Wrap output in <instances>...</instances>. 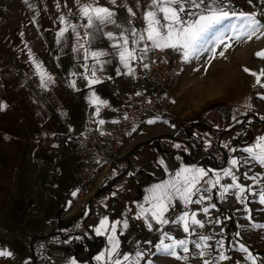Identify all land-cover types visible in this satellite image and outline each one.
<instances>
[{"label": "crops", "instance_id": "0c3cea01", "mask_svg": "<svg viewBox=\"0 0 264 264\" xmlns=\"http://www.w3.org/2000/svg\"><path fill=\"white\" fill-rule=\"evenodd\" d=\"M83 2L85 0H81ZM147 2L143 5L140 0L139 11L146 9ZM100 3L110 6L107 0H100ZM127 3L133 11H138L134 6L136 0H127ZM206 3L212 4V0H206ZM262 5L263 0H224V6L236 13L258 15ZM202 10L203 6L193 9L196 15L186 18L195 19ZM139 11L137 19H131L129 24L126 10L117 8L118 23L143 31L146 24L141 21ZM61 14L69 24L79 26L85 23L77 14L76 0H28L27 3L25 0H0V104L6 105L0 111V249L12 253L11 257H0V264H32L30 245L36 236L60 233L67 237V244L74 234H85V216L90 210L94 213L91 229L94 241L98 242L97 253L88 261H80L65 253L62 247L44 248L42 242H36V264H69L71 260L77 264H106L111 250L110 235H115L119 241L120 254L133 255L142 248L159 243L161 228L165 232L173 226L171 220L184 213L191 222L192 215L195 214L196 218L201 206L211 201L213 193H219L218 190L228 184L229 176H225L224 171L233 167L230 161L236 159L234 153L239 143H256L257 138L264 136V129L257 124L250 128L245 124L224 134L221 140L226 157L216 154V159L224 166L212 169L206 163L186 161L179 151L180 144L163 136L175 135L180 130L179 122L184 119L163 117L160 114L164 112L147 115L135 122L130 132L124 135L120 158L100 174L92 193L89 196L73 195L76 163L69 153L68 141L89 128L105 131L117 127L118 112L133 95L144 90L136 84L132 72L129 74V69L119 62L115 50L109 47L111 42L99 35L91 42V48L108 51L110 55L103 59L109 62L102 70L97 66L100 82L89 86L85 77L90 76V71H86L84 65L91 66L93 60L83 59V49L75 50L77 43L71 30L57 42V33L65 26L58 19ZM108 27L114 32L119 31L113 26ZM77 30L83 34L82 28ZM148 46L146 53L139 51L144 43L138 46L137 55L143 58L133 61L132 69L147 70L148 53L159 51L162 60H177L185 74L182 50L153 49L150 42ZM36 63L41 64L43 71L51 77L50 80L46 78L43 85ZM219 66L220 69L210 64L206 66L210 69L196 72L200 76L194 84L204 83L208 93L205 96L210 95L212 85L225 82V72ZM179 83L173 88V105L178 99L176 87ZM93 93L105 103H93ZM209 111L219 114L217 109L209 108L203 112L189 111L186 116L196 121ZM235 111L236 104L226 108L223 117L232 116ZM243 116L234 124H231L233 120L228 122L220 116V127L228 130L239 124ZM56 134L64 137L63 144L53 142L52 137ZM156 137L159 138L155 140ZM142 143L145 145L137 148ZM193 168L207 172L196 185L198 191L191 197L196 201L203 196V200L185 206L174 196L165 214L170 219L167 225L157 224L150 214L137 219L140 206L150 208L146 198L152 195L155 185L175 181L176 173ZM217 176L220 177L218 183ZM100 189L103 191L96 194ZM105 218L108 230L97 235L95 228ZM116 221L121 223L116 225L113 234L111 226ZM125 221L126 228L123 227ZM148 223L152 225L151 230ZM101 253H104L105 260L98 262L95 257ZM259 264H264V257Z\"/></svg>", "mask_w": 264, "mask_h": 264}, {"label": "snow or ice", "instance_id": "6c2138e0", "mask_svg": "<svg viewBox=\"0 0 264 264\" xmlns=\"http://www.w3.org/2000/svg\"><path fill=\"white\" fill-rule=\"evenodd\" d=\"M28 0H25L27 3ZM77 14L85 21V23L78 25L69 24L64 14L59 16V21L65 26L61 28L57 33V42L59 43L60 38L65 37V34L71 30L74 34L77 48L76 51L83 49V59L88 60L91 58L93 64L89 66L85 64V70L90 71V76H86L89 86L100 82V78L97 77V71L103 69V65L108 63V60L103 59L109 56L110 53L102 49H92L91 42L96 39L97 35L106 38L111 43L109 47L115 50V54L118 55L119 62L124 68L129 69V74L133 71L131 63L136 60H141L143 56L137 55V48L141 43H144V47L139 49L141 53H146L149 50L148 42H150L151 48L163 50L164 48H172L173 50H182L184 58L187 60L189 55L197 50L198 45L205 40L206 37L210 38L214 36L221 28L224 27V22L237 17L242 23L237 25L229 24L227 26L228 31L233 33V36L229 39H235L237 41L247 38L252 39L257 36L258 33L264 32V24L257 19L256 13L229 11L224 6V0H219V5H216V0H212V4L206 3V0H148L146 9L140 10V0H136L135 8L139 11L141 21L146 24L143 31L136 27H125L123 24L117 21V8L126 10L129 24L131 19L138 14V11H133V7L129 6L127 0H107L105 6L100 3V0H85L81 3V0H76ZM203 10L198 14L195 19H188L186 17H192L196 15L192 10L201 9ZM59 9V4H57ZM108 26H113L118 29V32L112 31ZM82 28L83 34L77 29ZM108 30H105V29ZM91 29V31H89ZM259 38V37H257ZM225 39L224 35L216 37L217 42L223 43ZM131 44V47L129 46ZM231 45H226L230 47ZM223 55V53H221ZM258 58L264 59V50L255 53ZM35 63V62H34ZM146 66V65H145ZM36 69L40 74L41 83L43 85L45 79H51L50 76L43 71L42 65L36 63ZM244 72L255 78L253 87L259 86L264 88V69H261L259 73L251 71L248 68L243 69ZM119 72V69H117ZM73 86L75 82L73 81ZM264 99V95L260 96ZM92 102L97 104H103L105 102L100 101L99 97L93 93ZM6 105L0 104V111H2ZM264 119V117H261ZM154 121H148L153 123ZM103 123V121H101ZM248 156L255 160L261 167H264V136L257 138L255 148L245 147L243 149ZM163 163V162H161ZM231 165L235 167L238 164L236 159L230 161ZM191 173V175H187ZM207 175L204 169H182L181 172L176 173L175 181H167L161 184H157L151 190L152 195L146 198V202L150 204V208L145 209L141 207V213L137 216L140 219L146 215L151 216L159 225H167L170 223V219L166 218L165 214L171 204L174 196L181 199L185 206L189 203H199L204 199L201 196L198 200L193 201L191 197L198 191L196 188L197 183ZM225 176H231L233 185L239 189L240 193H244L246 189L236 183L237 177H235L231 170L224 171ZM247 175V174H245ZM220 177L217 176L216 183L219 182ZM253 179H255L253 177ZM208 183H211L208 181ZM215 186V184H213ZM228 187H224V192L228 191ZM76 195V193H73ZM223 195V193H222ZM237 199H240L238 196ZM260 203L264 204V192L260 194ZM214 207V205H213ZM207 212V209L204 210ZM172 223H182L183 231L188 233L190 231L188 224V214L184 213L178 219L171 220ZM120 221H116L111 226V232L114 234L116 231V225L120 224ZM147 223V220H146ZM191 223L199 226H203L200 221L195 219V214L191 217ZM149 230H151V223L147 224ZM123 227H127V222L123 223ZM253 227H264V225H253ZM107 219L101 220L100 225L95 228L97 235H102L107 231ZM163 238H167L173 241L171 245H165L163 238L160 243L155 245L157 252L162 255L171 256L176 259H181L177 255L176 248L179 247L182 251L188 252V243L186 239L176 240L169 233L163 232V228L160 229ZM202 240L206 241L208 237H202ZM111 250L108 253L106 264H139V261L143 259L144 253L137 251L135 256L130 254H120L118 252L119 241L116 240L115 235L108 237ZM151 243V242H148ZM197 248H201V244L193 242ZM220 244L221 242H217ZM240 250L245 252L247 255L245 259L250 261L251 264H256L258 257H255L251 252L248 251L243 245L240 246ZM203 256V252L200 253ZM12 253L6 249H0V257H11ZM95 259L99 261L105 260L104 253L96 256ZM219 259H227V257L221 255ZM69 264H77L75 260H71ZM151 264V261H148ZM204 264H211L210 261H204Z\"/></svg>", "mask_w": 264, "mask_h": 264}, {"label": "rangeland", "instance_id": "374dc122", "mask_svg": "<svg viewBox=\"0 0 264 264\" xmlns=\"http://www.w3.org/2000/svg\"><path fill=\"white\" fill-rule=\"evenodd\" d=\"M257 19L264 24V0ZM241 23L242 21L236 17L225 21L224 27L214 36L206 37L187 60L184 57L181 59L185 65V74L176 87L177 102L172 105L170 110L164 111L160 115L166 118L185 120L180 122H191L193 121L191 117L186 116L189 111L203 112L212 108L217 109L219 114L215 111L208 113L212 112L223 117L226 108H232L236 104V111L232 112L234 114L223 117L225 121L233 120L231 124L237 123L244 114H255L261 121L264 120L261 119L264 117V99L260 98L264 95V88L253 87L255 78L243 70L248 68L259 73L261 69H264V59L255 55L256 52L264 50V32L258 33L250 40L246 37L239 41L229 39L233 33L228 31L227 26L229 24L239 26ZM220 35L225 36L223 43L216 40V37ZM226 45L231 46L226 47ZM210 64L217 65L218 69H220L219 64L223 67L225 82L212 85L210 95L205 96L208 93L204 83H194L199 80L200 75L196 73L198 69L208 70L210 68H206V66ZM179 113H181L180 116L177 115ZM218 115L217 118H220ZM180 122L179 128H181ZM246 124L247 128L255 125L251 124V119ZM257 125L264 129V124ZM250 142L239 143L234 153L238 164L229 168L232 174L237 177L236 183L244 187L246 191L240 193L239 189L233 185L232 177L229 176L226 185L230 186L228 191L225 193V186H222L218 190L219 193H213L210 202L201 206L200 213L195 219L201 222L202 227L188 221L190 229L188 233L183 231L182 223H173V226L165 231L176 240L186 239L189 241L188 252L182 251L179 247L175 249L181 259L159 254L154 247L159 242L140 249V252L144 253V257L139 261V264H148V261H151V264H204L206 260L211 264H237V262L251 264L245 259L247 254L240 250L241 245L258 257L256 264L262 261L264 257V227H253V225H264V204L259 202L260 194L264 192V167H261L243 151L245 147L255 148L256 143ZM223 156H226V153ZM238 196L240 199H237ZM205 209L207 212L204 211ZM202 237L209 239L204 241L201 239ZM163 240L165 245L173 243L167 238H163ZM218 241L221 243L218 244ZM193 242L200 243L202 247L197 248ZM201 252H203V256L200 255ZM221 255L227 259H219ZM131 256L134 257L135 253Z\"/></svg>", "mask_w": 264, "mask_h": 264}, {"label": "built area", "instance_id": "2783aa9c", "mask_svg": "<svg viewBox=\"0 0 264 264\" xmlns=\"http://www.w3.org/2000/svg\"><path fill=\"white\" fill-rule=\"evenodd\" d=\"M141 2L146 4V0ZM136 19L137 15L132 18ZM147 57V70L132 69L136 84L144 91L133 95L118 112V126L105 131L89 128L68 141L69 153L76 163L73 189L77 195L89 196L100 174L120 158L122 139L135 122L171 109L173 88L183 77V66L177 60H162L159 51L149 52ZM52 140L59 145L64 143V137L59 134Z\"/></svg>", "mask_w": 264, "mask_h": 264}, {"label": "trees", "instance_id": "16d2710c", "mask_svg": "<svg viewBox=\"0 0 264 264\" xmlns=\"http://www.w3.org/2000/svg\"><path fill=\"white\" fill-rule=\"evenodd\" d=\"M251 119V124L264 123L257 115L250 114L245 115L241 122L234 127L224 130L220 127L219 118L215 113H208L202 119L191 122H180V131L173 136L163 135L168 137L171 141H176L180 144L179 151L185 156L186 161L207 164L212 169L223 168V163L220 164L216 159V154H225V148L222 144V136L232 129L240 126H244L247 121ZM159 137L154 138L157 140ZM145 145L142 143L137 146L141 147ZM103 190L100 189L96 194H99ZM94 223V213L90 210L85 216L84 228L85 234H74L71 241L65 244L66 236H62L60 233H50L44 236H36L32 239L30 245L32 264H36L38 255L35 249L36 242H42L45 247L58 246L62 247L65 253L74 255L80 261H88L91 257L97 253V241L93 239L92 225ZM86 242V243H83ZM90 250V251H89Z\"/></svg>", "mask_w": 264, "mask_h": 264}, {"label": "water", "instance_id": "95a60500", "mask_svg": "<svg viewBox=\"0 0 264 264\" xmlns=\"http://www.w3.org/2000/svg\"><path fill=\"white\" fill-rule=\"evenodd\" d=\"M226 157V156H225Z\"/></svg>", "mask_w": 264, "mask_h": 264}]
</instances>
